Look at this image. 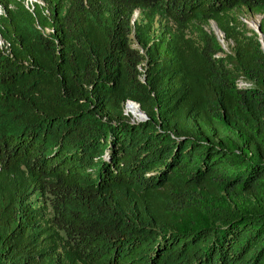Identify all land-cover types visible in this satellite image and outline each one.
<instances>
[{
    "label": "trees",
    "instance_id": "obj_1",
    "mask_svg": "<svg viewBox=\"0 0 264 264\" xmlns=\"http://www.w3.org/2000/svg\"><path fill=\"white\" fill-rule=\"evenodd\" d=\"M39 1L0 0V264H264V0Z\"/></svg>",
    "mask_w": 264,
    "mask_h": 264
},
{
    "label": "rangeland",
    "instance_id": "obj_2",
    "mask_svg": "<svg viewBox=\"0 0 264 264\" xmlns=\"http://www.w3.org/2000/svg\"><path fill=\"white\" fill-rule=\"evenodd\" d=\"M259 20H260V17H259V16H251V15H249V16H246L245 19H243V22L246 24V23H248V22H250V21H253V22H256V23L258 24ZM247 27H248V26H247ZM210 28H211V25H210ZM248 28H249V27H248ZM211 30H212V28H211ZM224 49H225V51L228 50V49L226 48V46H224ZM239 84H240V86L243 85V87L247 86L245 83H241V82H240ZM128 105H129V103H127V104L125 105V108H124V113H125V115H126V116H129V117L132 119V121L138 122V121L140 120V117H139V119L134 118V116L128 111ZM142 119H143V118H142ZM142 121H143V120H142Z\"/></svg>",
    "mask_w": 264,
    "mask_h": 264
},
{
    "label": "water",
    "instance_id": "obj_3",
    "mask_svg": "<svg viewBox=\"0 0 264 264\" xmlns=\"http://www.w3.org/2000/svg\"><path fill=\"white\" fill-rule=\"evenodd\" d=\"M210 25H211V28H212V31L214 32V34L219 35V36H222V34H221L220 31L217 29V27H216V25H215L214 22H211ZM246 25L249 27L248 23H246ZM249 28H250V27H249ZM250 29H252V28H250ZM252 30L258 34V36H259V38H260V42H262V39H263L264 36H263V35L260 33V31H259V25L257 26L256 29H252ZM221 42H222V41H221ZM130 104L135 105V106L140 110L139 105H137V104H135V103H132V102H130ZM140 114H141V117H140V120H139V121H142V120H144L146 117H145V114H144L143 112H141V110H140ZM142 118H143V119H142Z\"/></svg>",
    "mask_w": 264,
    "mask_h": 264
},
{
    "label": "bare ground",
    "instance_id": "obj_4",
    "mask_svg": "<svg viewBox=\"0 0 264 264\" xmlns=\"http://www.w3.org/2000/svg\"><path fill=\"white\" fill-rule=\"evenodd\" d=\"M248 25L252 29H256L258 24L256 22L250 21ZM128 111L134 116V118L139 119L141 117L140 110L133 104L128 105Z\"/></svg>",
    "mask_w": 264,
    "mask_h": 264
},
{
    "label": "built area",
    "instance_id": "obj_5",
    "mask_svg": "<svg viewBox=\"0 0 264 264\" xmlns=\"http://www.w3.org/2000/svg\"><path fill=\"white\" fill-rule=\"evenodd\" d=\"M34 4L42 5L39 0H24V5H25L26 9L29 10L30 12L33 11ZM0 14H1V8H0ZM2 45H4V43L0 40V47ZM5 45H7V44H5Z\"/></svg>",
    "mask_w": 264,
    "mask_h": 264
}]
</instances>
